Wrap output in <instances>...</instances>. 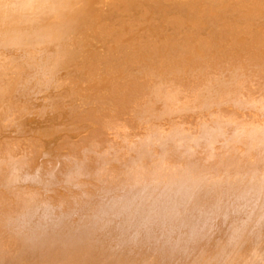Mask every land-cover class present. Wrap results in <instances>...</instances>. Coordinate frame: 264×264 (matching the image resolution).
Segmentation results:
<instances>
[{"label": "bare ground", "instance_id": "6f19581e", "mask_svg": "<svg viewBox=\"0 0 264 264\" xmlns=\"http://www.w3.org/2000/svg\"><path fill=\"white\" fill-rule=\"evenodd\" d=\"M0 264H264V0H0Z\"/></svg>", "mask_w": 264, "mask_h": 264}]
</instances>
